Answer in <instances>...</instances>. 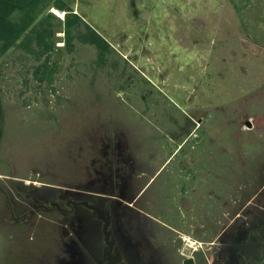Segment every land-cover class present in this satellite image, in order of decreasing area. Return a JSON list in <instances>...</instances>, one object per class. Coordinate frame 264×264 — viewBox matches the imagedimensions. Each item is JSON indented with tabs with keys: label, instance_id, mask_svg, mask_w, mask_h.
I'll list each match as a JSON object with an SVG mask.
<instances>
[{
	"label": "rangeland",
	"instance_id": "rangeland-1",
	"mask_svg": "<svg viewBox=\"0 0 264 264\" xmlns=\"http://www.w3.org/2000/svg\"><path fill=\"white\" fill-rule=\"evenodd\" d=\"M62 1L110 48L101 60L83 25L68 46L53 6L48 71L27 48L0 56V264L55 249L51 214L14 217L44 184L91 171L102 138L127 144L134 175L207 161L224 176L211 187L225 185L229 217L264 163V0Z\"/></svg>",
	"mask_w": 264,
	"mask_h": 264
},
{
	"label": "flooded vegetation",
	"instance_id": "flooded-vegetation-1",
	"mask_svg": "<svg viewBox=\"0 0 264 264\" xmlns=\"http://www.w3.org/2000/svg\"><path fill=\"white\" fill-rule=\"evenodd\" d=\"M97 145L91 171L44 184L28 198L30 208L14 217L51 214L55 249L26 253L12 264H264V163L247 192L238 191L228 217L225 185L211 187L212 177L224 176L207 161L199 166L183 156L163 176L169 159L150 175L142 163L134 175L125 142L107 137ZM157 182L159 191L151 193Z\"/></svg>",
	"mask_w": 264,
	"mask_h": 264
},
{
	"label": "trees",
	"instance_id": "trees-1",
	"mask_svg": "<svg viewBox=\"0 0 264 264\" xmlns=\"http://www.w3.org/2000/svg\"><path fill=\"white\" fill-rule=\"evenodd\" d=\"M53 6L65 10L62 24L68 38L67 45L71 44L73 32L83 25L86 32L81 35L82 39L94 44L99 49L100 59L103 60L104 53L110 48L109 41L92 27L82 14L74 12L62 0H0V56L12 47L27 48L37 59L44 56V61L37 65L36 71H48L50 53L55 46L52 40L54 32L51 22V18L55 16L48 11ZM32 44L35 47H32ZM41 67L46 69L41 71ZM2 115L0 102L1 127Z\"/></svg>",
	"mask_w": 264,
	"mask_h": 264
},
{
	"label": "bare ground",
	"instance_id": "bare-ground-1",
	"mask_svg": "<svg viewBox=\"0 0 264 264\" xmlns=\"http://www.w3.org/2000/svg\"><path fill=\"white\" fill-rule=\"evenodd\" d=\"M53 10H55L56 12H58V13H60V14H62V12H63V11H60V10H58V9H56V8H53Z\"/></svg>",
	"mask_w": 264,
	"mask_h": 264
},
{
	"label": "water",
	"instance_id": "water-1",
	"mask_svg": "<svg viewBox=\"0 0 264 264\" xmlns=\"http://www.w3.org/2000/svg\"><path fill=\"white\" fill-rule=\"evenodd\" d=\"M141 17L142 18H145L146 17V14L145 13H142Z\"/></svg>",
	"mask_w": 264,
	"mask_h": 264
}]
</instances>
